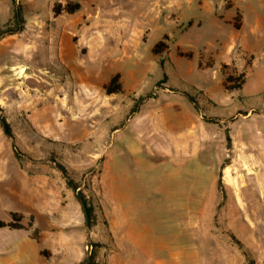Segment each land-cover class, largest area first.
Returning a JSON list of instances; mask_svg holds the SVG:
<instances>
[{
	"label": "rangeland",
	"instance_id": "374dc122",
	"mask_svg": "<svg viewBox=\"0 0 264 264\" xmlns=\"http://www.w3.org/2000/svg\"><path fill=\"white\" fill-rule=\"evenodd\" d=\"M69 1L80 9L55 16L54 6ZM176 1L17 0L27 23L0 40V143L21 150L22 165L39 179V199L54 205L61 222L81 206L68 185V178L75 181L95 209L94 264H155L163 256L147 247L164 243L171 264H248V257L264 264V192L255 191L256 177L264 186V55L220 62L205 51L210 23L188 29ZM8 17L0 0V27ZM165 36L168 48L154 54ZM116 74L122 90L109 94ZM229 75L243 83L240 89L226 81ZM171 89L194 95L201 112ZM150 93L155 97L133 113ZM68 98L74 116L66 113ZM13 181L4 177L1 188ZM146 193L149 207L140 205ZM119 205L135 241L147 247L119 241ZM30 223L40 237L47 234ZM83 250L78 264L87 260V240Z\"/></svg>",
	"mask_w": 264,
	"mask_h": 264
},
{
	"label": "crops",
	"instance_id": "0c3cea01",
	"mask_svg": "<svg viewBox=\"0 0 264 264\" xmlns=\"http://www.w3.org/2000/svg\"><path fill=\"white\" fill-rule=\"evenodd\" d=\"M3 2L9 14L7 23L5 21L3 24L5 26L12 20L14 2ZM175 5L184 10L181 23L191 24L188 29L195 26L200 28L205 23H210L213 34L210 43L204 44L205 51L214 58L219 56L220 62L245 61V57L254 62L257 55H264V0H178ZM236 64L238 68H244L243 64ZM1 134L0 130L2 140ZM22 161L12 151L11 142L6 140L0 143V220L11 221V215L18 214L24 216L23 223L27 225L29 219L33 218L35 227L44 228L47 234L35 240L28 230L0 228V264L80 263L84 259L83 244L87 240L84 227L86 218L78 212L79 208L80 212H84L82 204L80 203L79 208L73 206L75 214L67 222L56 219L54 205L51 210L39 199L38 177L30 173L29 168L22 165ZM4 177L14 180L7 187L8 190L1 188ZM145 197L146 201L140 205L149 207L150 194L146 193ZM160 205L164 203L161 202ZM123 208L118 206V220L122 223L118 228L119 232L122 231L119 241H134L138 244L133 235L135 227L128 226V213ZM57 210L59 211V205ZM62 223L63 229L60 230ZM126 230H131L132 236L126 235ZM138 245L147 247L145 243ZM153 246L149 245L147 248H155L157 255L163 256L157 258L155 264L172 263L168 257L165 258L170 253L169 246L165 243ZM43 251L48 253L47 257L42 255Z\"/></svg>",
	"mask_w": 264,
	"mask_h": 264
},
{
	"label": "trees",
	"instance_id": "16d2710c",
	"mask_svg": "<svg viewBox=\"0 0 264 264\" xmlns=\"http://www.w3.org/2000/svg\"><path fill=\"white\" fill-rule=\"evenodd\" d=\"M14 2V16L12 21H10L8 24H6L3 28L0 29V40L4 37L7 36H12V35H16V34H20L22 32L25 31L26 29V18L24 15V9H23V5L21 3L17 4L16 0H13ZM81 5L79 3H73L71 1L67 2L65 5H62L60 3H57L54 6V14L55 16L60 15L62 12H66L69 14H73L76 11H78L80 9ZM168 39V36H165L164 40L159 41L153 48V53L156 55L162 54L167 48V44L165 42V40ZM162 67H163V63H162ZM244 74H241V77H244ZM168 80V76L165 74L163 77V80H161L160 82H158L157 86L158 87H162ZM227 82H232L235 85L234 89H240L241 86L243 85L242 82H240L239 84H235L236 82H238L237 78H235L232 75H229L226 79ZM232 89V88H231ZM106 90L109 94H115V93H119L122 90V84L120 82V74H116L115 76L112 77V79L110 80L109 84L106 86ZM173 92L176 93H180L182 94L194 107V109L198 112H201V107H200V103L199 101L196 99V97L194 95H192L190 92H186V91H179L176 89H171ZM155 95L150 93L147 94L146 96H141L137 101L135 106L132 109V112L135 113L139 110V107L147 100L150 98H154ZM204 120L208 123H216L212 118H206L204 117ZM2 127L4 129V132L6 133L7 136H9L10 138H12L14 140V133L10 127V125L6 122V120L3 118L2 119ZM225 135H226V139H227V146L228 148L232 147V138L230 136V129L226 128L225 130ZM13 149L14 152L16 154V156L21 159L24 155L22 154L21 150L16 146V144H13ZM58 168L63 172L64 175H68L67 170L65 169V167L61 164H59ZM68 185L73 188V187H77L78 185L75 183L74 180L68 178ZM218 190L225 195V191H224V183H223V178L222 175L220 174L219 180H218ZM81 196L83 197V200L86 204L87 207V211L89 213L90 216V225L91 227L94 225V221H95V209L94 206L89 203L86 199V196L83 193H80ZM85 213V211H84ZM12 220L11 221H2L0 220V228H9V229H23V230H28L31 232V237L35 240H39L40 239V231L38 229H33V225L32 223H30L29 225H25L23 223L24 220V216L22 215H18V214H12L11 215ZM86 218V216H85ZM93 252H92V262L91 264L95 263V257L97 254V250L99 245L98 244H93ZM42 255L44 256H48V253L46 251L42 252ZM86 262V261H85ZM248 264H257L254 259L248 257Z\"/></svg>",
	"mask_w": 264,
	"mask_h": 264
},
{
	"label": "water",
	"instance_id": "95a60500",
	"mask_svg": "<svg viewBox=\"0 0 264 264\" xmlns=\"http://www.w3.org/2000/svg\"><path fill=\"white\" fill-rule=\"evenodd\" d=\"M73 189H74V191L76 193L77 199L80 201V203L82 204V206L84 208L85 216H86V238H87V253H88V257H87V260H86V262L84 264H91V262H92V249H93V244L91 242L90 216H89V213L87 211V207H86V204H85V202L83 200V197L78 192V188L73 187Z\"/></svg>",
	"mask_w": 264,
	"mask_h": 264
},
{
	"label": "bare ground",
	"instance_id": "6f19581e",
	"mask_svg": "<svg viewBox=\"0 0 264 264\" xmlns=\"http://www.w3.org/2000/svg\"><path fill=\"white\" fill-rule=\"evenodd\" d=\"M28 80H33L32 78H28ZM66 100V99H65ZM59 103H60V101H59ZM71 104V101H70V99L68 98L66 101H65V105H64V107L66 106V110H67V112L66 113H68V115H72V116H74V112H70V110H68V106ZM59 104H57V105H53V106H50V108L51 109H54V108H56L57 106H58ZM49 107V106H48ZM59 107V106H58ZM80 111V110H79ZM77 112H78V110H77ZM67 116V115H66ZM263 176V175H262ZM255 180H256V189H255V191H260V192H264V186H263V184L261 183V181H259V177H256L255 178ZM247 191V190H246ZM254 193V192H253ZM263 195V194H262ZM262 203H263V201H262Z\"/></svg>",
	"mask_w": 264,
	"mask_h": 264
}]
</instances>
